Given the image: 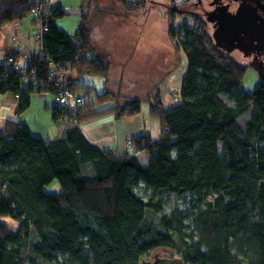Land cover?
I'll return each mask as SVG.
<instances>
[{"label":"trees","instance_id":"1","mask_svg":"<svg viewBox=\"0 0 264 264\" xmlns=\"http://www.w3.org/2000/svg\"><path fill=\"white\" fill-rule=\"evenodd\" d=\"M39 1L0 0V29L28 17ZM102 1L82 0L75 42L56 23L66 11L48 6L44 55L19 64L11 53L0 61V94L13 95L18 112L28 109L30 94L54 93L58 82L72 90L91 88L81 82L86 75H107L110 61L94 46L87 9L95 3L101 10ZM117 1L127 13L148 6V0ZM192 17L191 24L169 21L168 35L179 38L175 48L188 66L180 105L165 110L159 99L150 102L159 139L132 138L131 149L120 156L88 142L79 124L140 111L137 98L106 87L96 92L97 105L83 101L73 111L56 141L32 135L16 119L6 121L0 138V264H141L161 249L178 252L188 264H264V82L245 90L247 68L214 45L201 17ZM45 58L56 71H76L78 81L51 80L55 71ZM141 152L148 154L147 165L137 157ZM54 180L60 192L44 191ZM186 194L190 209L163 214L167 196ZM2 216L19 220V227Z\"/></svg>","mask_w":264,"mask_h":264},{"label":"crops","instance_id":"2","mask_svg":"<svg viewBox=\"0 0 264 264\" xmlns=\"http://www.w3.org/2000/svg\"><path fill=\"white\" fill-rule=\"evenodd\" d=\"M81 1H50V6H60L65 11L77 14L72 22H67L65 16L56 21L58 27L64 30L74 42V34L80 22ZM106 2L114 5L111 0ZM117 11H119L118 14H109L99 18H103L102 20L97 19L94 22V27L98 24L100 28L98 30L94 28L93 32L105 33L92 34L95 48L111 59L109 72L106 76L86 75L81 82L90 84L97 93L103 92L107 85L109 91L113 93L121 91L131 96L130 86L134 89L135 85L142 83L143 78H146L145 75L148 74L146 70H151L153 63L174 62L176 48L168 35L166 10L163 9L165 12H160L157 7H154V10L151 8L139 13L126 14V12L121 13L122 10L118 7ZM36 34H39V29L31 13L23 20L4 25L0 29V53L18 54L19 64H25L31 58L44 55V47L36 42ZM64 76L74 78L75 81L79 79L74 70H65ZM162 80L156 82L155 79H151L150 84L157 85ZM170 84L168 80L164 81L166 87ZM30 98L31 104L28 109L17 114V104L14 103V99L7 94H0V133L6 128L7 119H17L29 128L32 135L47 142L58 140L64 133L65 127L70 124L66 126L54 117V93H32ZM163 103L174 105L178 101L164 96ZM145 113L147 115L139 116L141 118L133 116L121 119H115L111 113H108L79 124V128L86 140L98 149L124 154L131 149L130 145L128 146V140L131 138L141 135H148L152 140L160 138L159 125L152 118L150 119L147 112ZM147 156L146 152L138 154L140 161L146 157L145 162L141 161L143 165L148 163Z\"/></svg>","mask_w":264,"mask_h":264},{"label":"rangeland","instance_id":"3","mask_svg":"<svg viewBox=\"0 0 264 264\" xmlns=\"http://www.w3.org/2000/svg\"><path fill=\"white\" fill-rule=\"evenodd\" d=\"M50 1L51 0H48V3H47L48 6H50ZM106 1H108V0L102 1L103 7L101 6V8H102L101 10H97L95 8V3H92L90 5V7L88 6V8H87V9H89V12H90L89 22H90V27L92 29L93 35L94 34L101 35V34L105 33V32H99V33L93 32L94 28H95V30H98L100 28V27H98L99 26L98 24L96 25V27H94V22L97 19H99L101 17L104 18V16L109 15V14H118L119 13V11H117L118 7L122 10L121 13L126 12L121 2L119 3L117 0H111L114 4L112 6L110 3L106 2ZM156 1H160V0H156ZM165 1H170V0H165ZM195 1H197V0H174V3H175V6L177 7V10H174L172 8L164 9V10H166V12L163 11V8L161 6L156 5V7L159 9L160 12H165L166 21L168 22L167 29H168L170 19H172L173 22L176 23V25L182 24L183 22H187L188 24L189 23L191 24V18H193L192 16H198L196 14L197 12L202 13V7L196 6ZM211 1L212 0H202L203 7L204 8H210L209 3ZM155 3L156 2H154L153 4H155ZM40 4H41L40 1L37 2L35 5L32 6L33 9L38 10L35 6H38ZM81 4H82V1L80 2V5H79V11L80 12H81ZM153 4H152L151 0L150 1L148 0L147 10L151 9V8H153V10H154ZM145 10H143V11H145ZM143 11H140V12H143ZM171 11H175V12H171ZM178 11H182V12H178ZM45 13L47 14V10L45 11ZM200 13H198V14L201 15ZM46 14H45V16H46ZM126 14H128V13L126 12ZM76 15L77 14L75 12H71V11L66 10V15L64 18L67 20V22H72L74 20V18L76 17ZM45 16L42 17V20H44ZM80 17H81V14H80ZM36 18H37V16H36ZM102 19H99V20H102ZM202 19L205 20V17H203V15H202ZM207 31L210 34V36L212 37V26H211V24H208ZM35 39H36V42L38 44H40V46H43L42 36H40L39 34H36ZM178 39L179 38H176L174 40L171 39L174 46L177 45ZM212 40H213V38H212ZM214 45H215V43H214ZM99 52L103 53L101 51H99ZM222 52L229 55L237 63L238 66L247 68L246 75L242 81V86L245 90H247L248 92H253L261 82H264L261 78V74L259 72V69L257 68V66H254L253 61L250 57H245L243 52H241V51H237V52L233 51L232 53H227L225 51H222ZM11 53H13V52H10L7 54L0 53V61L1 62L7 61L6 58H7V56L11 55ZM39 56H42V54ZM173 57H175V60H174V62H171V64H169L168 62L165 63L162 60H161L162 61L161 64L153 63L151 66V70H146V73H148V74L145 75L146 78L145 77L143 78L142 83L135 85L136 87L134 89H132V87L130 86L131 96L126 95L121 91L119 93H114L117 96H121L124 98H128V97L129 98H131V97L137 98V100H139L141 102L140 111L136 115H133V116H136L137 118H141L139 116H143L146 114L145 112H147L150 119L152 118V120L156 124L159 125L160 130H161V127H160L159 120L151 115V103L150 102L159 99L160 105L165 110H171L174 107L180 105L181 100L179 97H180L182 86H183V79H184V76L187 72L188 59H187L186 55L182 51L176 50V54H174ZM108 58L110 61V67L109 68H111V59L109 56H108ZM31 60H32V58L26 63L31 62ZM53 68L54 67H52L51 70H56L55 68L54 69ZM22 71H24V70H22L20 68V73H22ZM61 75L64 76V74H61ZM58 78H60V77H58ZM151 79H155L156 82L160 81V79H163V80L160 83H158L157 85H155V84H150ZM167 80L171 83L170 84L171 87H170V85H168V87H166L164 85V81H167ZM107 83L109 84V82H107ZM61 84L65 85L68 89H70L65 83H61ZM105 87L107 90H109L107 85ZM73 91L78 92V93L84 91L85 94H87V96H88L87 97L88 102L93 103L90 105H93V106L97 105V102L94 99V96L96 95V91L92 87L91 88H78V89H74ZM4 94H7V95L11 96L12 99H15V97L9 93H4ZM164 96L173 98V100L178 101V103L174 104V105L173 104H171V105L166 104L165 105L163 103V97ZM14 103H15V100H14ZM30 104H31V98H30ZM17 114H18V110H17ZM133 116H125V117H133ZM144 118H146V117H144ZM62 123L64 124V122H62ZM153 125H154V123H153ZM5 127H6V124H5ZM3 132L0 133V138L3 136ZM160 136H161V134H160ZM130 140H128V146L131 144ZM153 141H155V140H153ZM125 153H127V152H125ZM116 154H117V156L123 155V154H118V153H116ZM137 157H138V154H137ZM147 158H148V156H147ZM145 160H146V157L141 159L142 162H145ZM60 190H61V187H60L58 180H54L50 184H48L44 187V191L49 192V193H58V192H60ZM217 196H218V194L212 195L210 198H207L206 202H212ZM192 206H193V204H192V199H191L190 195H187V194L183 195V196L169 195V196H167L166 210L163 214L171 213V212H178V213L185 212L186 210L190 209V207H192ZM1 219L3 222L5 221L13 229H17L19 227V220H16V219L13 220L9 216H2ZM156 255H158L160 257L182 258V256L178 252H174L173 250L161 249V250L157 251L156 253H153L152 255H150V257L146 258L145 260H152V259H154V257Z\"/></svg>","mask_w":264,"mask_h":264},{"label":"water","instance_id":"4","mask_svg":"<svg viewBox=\"0 0 264 264\" xmlns=\"http://www.w3.org/2000/svg\"><path fill=\"white\" fill-rule=\"evenodd\" d=\"M152 4L163 9L177 10L174 0L161 2L151 0ZM228 1V3H224ZM236 3L235 10L231 5ZM166 4V5H165ZM202 7L206 23L212 26V38L217 48L227 53L241 51L245 57L263 56L264 53V0H212L209 3L213 9L204 8L202 0L195 3ZM200 13L201 15H199ZM254 66H257L253 62ZM258 68V67H257ZM264 81L263 72L259 70ZM141 264H188L178 257H160L156 255L152 260H142Z\"/></svg>","mask_w":264,"mask_h":264},{"label":"built area","instance_id":"5","mask_svg":"<svg viewBox=\"0 0 264 264\" xmlns=\"http://www.w3.org/2000/svg\"><path fill=\"white\" fill-rule=\"evenodd\" d=\"M48 0H42L41 4L38 6H35L38 10L31 8V15L34 17V22L37 24L39 29V35L43 36V33L46 32L47 28L43 25L42 17L45 15V11L48 8ZM45 4V5H44ZM37 16V18H36ZM13 58H9V61L12 62ZM45 63L48 65V67L51 69L54 67V64L50 58H45ZM55 72H50V79L53 80L56 77H60L58 79H61L63 75L65 74L64 70L56 71L51 70ZM23 72V71H22ZM57 79H54V82H56ZM57 88L55 89V104L53 106V113L54 115L58 116L59 120L62 122H65L68 120V118H74L73 111L83 103V101H86L88 104H93L88 102V96L85 94L84 91L78 93L73 91L72 89H68L65 85L61 84V82H58Z\"/></svg>","mask_w":264,"mask_h":264},{"label":"flooded vegetation","instance_id":"6","mask_svg":"<svg viewBox=\"0 0 264 264\" xmlns=\"http://www.w3.org/2000/svg\"><path fill=\"white\" fill-rule=\"evenodd\" d=\"M198 2V0L197 1H195V3H197ZM224 3H228V1H224ZM236 6H237V4L236 3H233L232 5H231V10H235V8H236ZM214 7H210V9H213ZM262 53H264V52H262ZM251 59H252V61L257 65V67H258V69L261 71V72H263V75H264V55L263 56H258V57H253V56H251L250 57Z\"/></svg>","mask_w":264,"mask_h":264}]
</instances>
